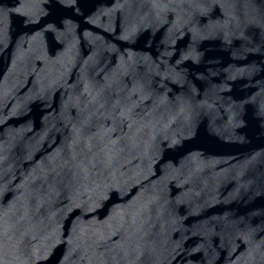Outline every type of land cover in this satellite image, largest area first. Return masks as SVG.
Listing matches in <instances>:
<instances>
[{
	"label": "water",
	"instance_id": "obj_1",
	"mask_svg": "<svg viewBox=\"0 0 264 264\" xmlns=\"http://www.w3.org/2000/svg\"><path fill=\"white\" fill-rule=\"evenodd\" d=\"M0 264H264V0H0Z\"/></svg>",
	"mask_w": 264,
	"mask_h": 264
}]
</instances>
